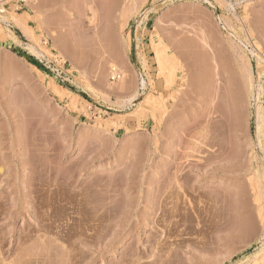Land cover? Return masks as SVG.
Here are the masks:
<instances>
[{
	"label": "rangeland",
	"instance_id": "obj_1",
	"mask_svg": "<svg viewBox=\"0 0 264 264\" xmlns=\"http://www.w3.org/2000/svg\"><path fill=\"white\" fill-rule=\"evenodd\" d=\"M4 16L0 264H264V0H32ZM159 55L176 59L170 83Z\"/></svg>",
	"mask_w": 264,
	"mask_h": 264
},
{
	"label": "bare ground",
	"instance_id": "obj_2",
	"mask_svg": "<svg viewBox=\"0 0 264 264\" xmlns=\"http://www.w3.org/2000/svg\"><path fill=\"white\" fill-rule=\"evenodd\" d=\"M41 2H44V1H41ZM40 3V2H39ZM37 5H38V3H37ZM43 5H42V3H41V6L40 7H42ZM39 7V6H38ZM39 7V8H40ZM38 8V9H39ZM43 8V7H42ZM37 9V8H36ZM38 9H37V11H38ZM36 11V12H37ZM38 14H39V11L37 12ZM40 13L42 14V11H40ZM40 14V15H41ZM44 15V14H43ZM46 18V17H45ZM6 19H7V17L6 16H4V14H0V23H3L4 24V22H6ZM44 21V20H43ZM48 21V20H47ZM46 22V21H45ZM42 24V26H44L43 25V22H41ZM227 24H228V22H227ZM48 27V26H47ZM230 27V26H229ZM53 29V28H52ZM25 31V30H24ZM27 32V31H26ZM28 34H29V32H27ZM26 37L28 36L29 38H30V36L29 35H25ZM54 38H55V46H57V48L59 47L58 46V36H56V35H54ZM206 44V43H205ZM207 45V44H206ZM28 46H29V44H28ZM45 47V46H44ZM30 49L34 52V53H37L38 55H42V54H44V52H43V47H41L40 46V49L38 50L37 49V47H35V45H32V44H30ZM42 49V50H41ZM62 49V48H61ZM59 50H60V48H59ZM42 51V52H41ZM44 51H45V49H44ZM46 51H47V49H46ZM49 51V50H48ZM63 52H67L66 50L65 51H63ZM48 53V52H47ZM69 54V53H68ZM238 56H240L241 57V59H242V61L244 62L243 64H244V70L247 72V74L249 75H247L248 76V83L250 84L249 86H251L252 88H253V83H252V75H251V66H249V62H247L246 61V56H244V55H238ZM59 57V56H58ZM61 57V56H60ZM70 58H71V56H69ZM158 57V56H157ZM256 57H257V59H258V62H259V64H261L263 61H264V58L263 57H261V56H259V55H256ZM63 58V57H62ZM64 59V58H63ZM62 59V60H63ZM74 59H75V57H74ZM158 59H159V62H161V64H163V67L162 68H164V66L166 67L167 66V68H170V69H168V70H170L169 71V73H170V75H169V80H168V82L173 78V80L172 81H174V76H173V72L174 71H171V70H173L172 68H171V66H168V63H169V65H171L170 64V62H173L174 60H176V59H174V58H170V59H168V60H166V62L164 63L163 62V60H162V57H161V55H159V57H158ZM203 59V58H202ZM65 60V59H64ZM72 60V59H71ZM171 60V61H170ZM66 61V60H65ZM167 61H168V63H167ZM202 61V60H201ZM215 61V60H214ZM68 62V61H67ZM72 62H73V60H72ZM216 62V61H215ZM74 63V62H73ZM217 64V63H216ZM262 65V64H261ZM264 66V65H263ZM216 67V66H215ZM161 68V67H160ZM217 68V67H216ZM264 68V67H263ZM113 70H117L116 68H112V71ZM217 70V69H216ZM38 71V70H37ZM161 71V70H160ZM163 71V70H162ZM164 75V74H163ZM164 77V76H163ZM168 77V76H167ZM120 78H122V76L120 77ZM166 79V78H165ZM246 80V79H245ZM201 81V80H200ZM206 81V80H205ZM171 82V81H170ZM169 82V83H170ZM142 83V85L143 86H145V82L143 81V82H141ZM167 83V82H166ZM205 84H206V82H205ZM166 85V84H165ZM168 85V84H167ZM171 85V84H170ZM169 86V85H168ZM54 87V90L57 92V93H62V92H59L60 90H57V87L56 86H53ZM55 87H56V89H55ZM142 88V87H141ZM169 88V87H168ZM262 90H263V87L260 85L259 86V89L256 91H254V89H253V95L255 96V97H257V98H259L260 99V96H261V94H262ZM61 95V94H60ZM134 97V96H133ZM132 97V99H129V103H130V101L131 100H133L134 98H136V97H138V96H136L135 95V97L133 98ZM148 102V101H147ZM149 102H150V100H149ZM128 103V102H127ZM153 104V103H152ZM257 123H258V138L259 139H263V137H264V111H263V107L261 106V105H258V107H257ZM264 246V245H263ZM264 251V248L262 247V250H260L259 252V254L258 253H256L255 255L256 256H254L253 258H255L254 260H251V261H258V260H260L261 261V258H259V256L261 257V255L260 254H262L261 252H263ZM41 258V257H40ZM259 258V259H258ZM259 262V261H258Z\"/></svg>",
	"mask_w": 264,
	"mask_h": 264
},
{
	"label": "built area",
	"instance_id": "obj_3",
	"mask_svg": "<svg viewBox=\"0 0 264 264\" xmlns=\"http://www.w3.org/2000/svg\"><path fill=\"white\" fill-rule=\"evenodd\" d=\"M32 4V0H0V14H5L10 7H14L16 11L23 10ZM56 56V55H54ZM55 67V71L57 73L56 77L61 83H67L70 81L71 76L68 70L67 61L62 60L60 57H54L52 61ZM113 79H120L121 75L119 71L113 70Z\"/></svg>",
	"mask_w": 264,
	"mask_h": 264
}]
</instances>
